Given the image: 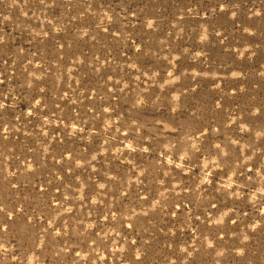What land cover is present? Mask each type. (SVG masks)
<instances>
[{
    "label": "rangeland",
    "instance_id": "1",
    "mask_svg": "<svg viewBox=\"0 0 264 264\" xmlns=\"http://www.w3.org/2000/svg\"><path fill=\"white\" fill-rule=\"evenodd\" d=\"M0 264H264V0H0Z\"/></svg>",
    "mask_w": 264,
    "mask_h": 264
}]
</instances>
